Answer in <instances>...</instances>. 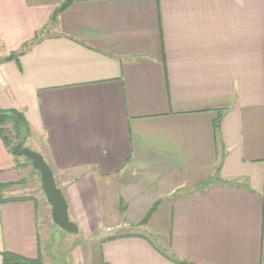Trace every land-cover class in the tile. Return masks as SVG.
Returning <instances> with one entry per match:
<instances>
[{
    "label": "crops",
    "instance_id": "obj_1",
    "mask_svg": "<svg viewBox=\"0 0 264 264\" xmlns=\"http://www.w3.org/2000/svg\"><path fill=\"white\" fill-rule=\"evenodd\" d=\"M63 2L0 0V109L78 233L102 264H264V0H75L52 23ZM19 180L0 138V264H51Z\"/></svg>",
    "mask_w": 264,
    "mask_h": 264
},
{
    "label": "rangeland",
    "instance_id": "obj_2",
    "mask_svg": "<svg viewBox=\"0 0 264 264\" xmlns=\"http://www.w3.org/2000/svg\"><path fill=\"white\" fill-rule=\"evenodd\" d=\"M6 130L10 139L13 138V128L12 124L9 123L6 126ZM22 133H24L22 129ZM29 136V135H28ZM27 136V138H28ZM25 139L22 147L33 150L30 140ZM34 151V150H33ZM16 167L20 173V180L14 187L17 191L15 195L17 196H31L34 197L40 206L47 208L48 214H50V206L46 202L44 194L40 188V178L37 171L33 170L30 161L22 156H15ZM122 180L124 183L129 181H136L134 177L129 175H123ZM13 187V185H11ZM10 186V187H11ZM136 186V185H134ZM155 191L159 193L158 188L151 186L147 189L146 197L151 198L155 194ZM153 193L152 196H150ZM10 199H21V198H10ZM142 200V199H141ZM162 212V210L160 211ZM49 226L45 232L44 243H46L49 261L51 264H102L100 256V237L97 234L84 235L81 233L68 234L61 229H59L49 216ZM141 231V230H140ZM145 236H147L157 247H164V237L165 232L158 236H155L147 231H142ZM51 254V256H50Z\"/></svg>",
    "mask_w": 264,
    "mask_h": 264
},
{
    "label": "water",
    "instance_id": "obj_3",
    "mask_svg": "<svg viewBox=\"0 0 264 264\" xmlns=\"http://www.w3.org/2000/svg\"><path fill=\"white\" fill-rule=\"evenodd\" d=\"M12 153L15 156H22L28 159L32 169L38 172L40 188L46 202L50 206L52 222L68 234H77L78 227L69 219L67 202L61 190L56 186L53 172L43 156L33 150L22 147L20 142L14 145Z\"/></svg>",
    "mask_w": 264,
    "mask_h": 264
},
{
    "label": "trees",
    "instance_id": "obj_4",
    "mask_svg": "<svg viewBox=\"0 0 264 264\" xmlns=\"http://www.w3.org/2000/svg\"><path fill=\"white\" fill-rule=\"evenodd\" d=\"M73 1L75 0H64V2L61 4V6L54 12L53 16L51 17V22L53 23L57 17V15L65 10ZM17 60L15 56H10L4 59H0V62L8 61V60ZM11 123L13 128V138L10 139L6 130L7 124ZM22 129L24 133H22ZM29 135V128L28 124L26 123L24 116L22 113L18 112L17 110L10 109V110H1L0 109V138L2 139L4 145L8 148L9 152L12 153V149L14 145L17 143H22ZM4 187H10V184L2 186ZM11 200V199H10ZM155 206H153L146 214V216L143 219V222L147 221L148 217L153 212ZM3 261L4 264H42V262L37 260H29L25 258H21L18 256H15L13 254L6 253L3 255ZM177 264H188L186 262H180L174 260Z\"/></svg>",
    "mask_w": 264,
    "mask_h": 264
}]
</instances>
